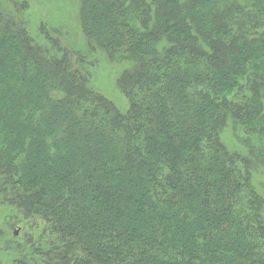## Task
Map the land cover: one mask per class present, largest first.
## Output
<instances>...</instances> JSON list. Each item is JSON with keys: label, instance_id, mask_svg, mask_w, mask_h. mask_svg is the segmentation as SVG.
<instances>
[{"label": "trees", "instance_id": "obj_1", "mask_svg": "<svg viewBox=\"0 0 264 264\" xmlns=\"http://www.w3.org/2000/svg\"><path fill=\"white\" fill-rule=\"evenodd\" d=\"M27 10L0 4V196L33 228L2 263L264 264V0H80L86 53Z\"/></svg>", "mask_w": 264, "mask_h": 264}, {"label": "rangeland", "instance_id": "obj_2", "mask_svg": "<svg viewBox=\"0 0 264 264\" xmlns=\"http://www.w3.org/2000/svg\"><path fill=\"white\" fill-rule=\"evenodd\" d=\"M13 0H0L2 6L12 7ZM26 1L28 10L25 12L32 17V29L36 34L41 23H47L53 30H58L63 44L68 45L74 51L86 53V39L80 29L79 6L80 0H15ZM50 27V28H51ZM91 54V53H88ZM89 56L87 64L92 72L93 87L111 98L120 109L126 110L127 99L119 89L118 79L122 72V66L112 62L104 53H94ZM222 140L232 151H240L247 154V148L229 124L222 136ZM254 182L259 191L264 195V166L255 169ZM17 215L20 212L10 206L0 196V264L10 259L7 253H11L17 246L16 238L25 244V237L31 233L32 227L27 221L19 219L21 227L15 226ZM18 232L17 234L15 232ZM15 233V234H14ZM15 235V237L13 236ZM10 250V251H9ZM7 251V252H5Z\"/></svg>", "mask_w": 264, "mask_h": 264}, {"label": "water", "instance_id": "obj_3", "mask_svg": "<svg viewBox=\"0 0 264 264\" xmlns=\"http://www.w3.org/2000/svg\"><path fill=\"white\" fill-rule=\"evenodd\" d=\"M15 233L17 234L18 232L16 231Z\"/></svg>", "mask_w": 264, "mask_h": 264}]
</instances>
